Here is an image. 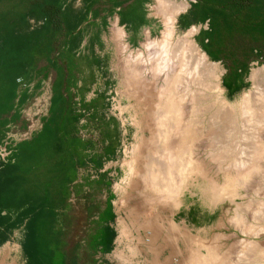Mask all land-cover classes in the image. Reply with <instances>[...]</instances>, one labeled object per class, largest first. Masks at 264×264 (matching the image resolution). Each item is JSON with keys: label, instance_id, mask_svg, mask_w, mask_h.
Returning <instances> with one entry per match:
<instances>
[{"label": "rangeland", "instance_id": "obj_1", "mask_svg": "<svg viewBox=\"0 0 264 264\" xmlns=\"http://www.w3.org/2000/svg\"><path fill=\"white\" fill-rule=\"evenodd\" d=\"M171 1H185L187 4L186 9L175 18L176 37L194 29L190 39L205 53L195 37L207 25L183 27L178 22L179 15L184 14L194 1ZM154 4V0H149L145 5L148 23L137 29L120 23L115 11L109 13V6L96 4L92 9L98 12V16L91 19L93 24L88 25L89 19L75 30L70 47L74 52L73 75L76 83V87L71 89L72 101L77 112H82L85 117L92 112L97 113L95 120L88 121L84 117L80 122L82 126L77 125L79 134L94 140V146H89V151L84 152V163L76 167L75 173L70 171L69 161H63L60 166L58 159L59 162L52 165L51 154L39 151L29 155L32 160L27 167L30 186L38 180L42 189L29 192L26 210L30 215L34 211L38 213L41 209L33 206L36 201L34 195L44 196L42 219L25 227L29 233L26 244L28 258L22 245L15 249L11 244H5L0 247V264H199L193 254L206 255V250L199 244L208 241L218 242L221 252L227 254L223 264H264V156L257 158L255 147L249 144L242 147L243 151L238 150L240 146L236 138L228 133L229 116L223 118L222 128L217 127L218 131L213 129L206 136H200L201 132H205L207 120L214 117L211 119L217 123L228 111V108L221 107L222 100L225 104L233 103L250 88L248 76L253 68L264 66V56L249 62L248 74L240 90L232 94L222 85L226 72L224 61L212 60L205 53L209 62L215 63L220 70V86L224 89L222 96L217 98L213 90L195 86L200 95L195 103L200 109L193 113L189 138L194 141L193 157L201 161L205 174L201 176L190 172L177 197V205L171 208L150 205L129 193L133 183L129 179L131 159L142 136L145 134L148 137L143 130L153 111L145 103L144 96L140 95L147 89L133 85L123 67L125 56L135 51V47L139 49L146 36L152 39L160 37L163 23L154 10ZM83 5L81 0L72 1L69 6L71 14L80 13ZM115 30L123 31L121 40ZM125 45L124 52L121 47ZM248 45L251 44L246 43L245 46ZM252 45L260 46L259 43ZM51 56L54 57V54ZM65 65L64 61H58V66L64 70ZM35 67L37 71L44 72L27 84L28 98L20 108L19 120L12 123L9 130L14 138L35 136L41 128L42 119L48 116L52 85L57 80L58 70L49 66L45 59L38 61ZM86 106H90L88 111ZM110 145L114 149L107 157L104 155L105 148ZM92 156L98 161L95 167L90 160ZM64 168H68L67 173H64ZM60 172L64 173L61 180ZM35 175L36 181L33 182ZM228 175L233 179L234 190L226 188ZM66 179H69L66 187L60 185V181ZM108 205L114 214L110 226L115 234L111 250L102 252L99 245L101 237L98 238L97 234L104 227L102 213ZM237 216L244 218V225L237 222ZM12 220L14 223L19 221L16 216ZM244 227L257 229L256 234L247 235ZM149 231L153 232L151 236L158 238L154 243L146 244L144 240ZM181 231L188 236L181 235ZM3 233L0 232V245L4 243ZM241 240L255 244L246 250L241 249ZM227 246L232 249L228 250Z\"/></svg>", "mask_w": 264, "mask_h": 264}, {"label": "trees", "instance_id": "obj_2", "mask_svg": "<svg viewBox=\"0 0 264 264\" xmlns=\"http://www.w3.org/2000/svg\"><path fill=\"white\" fill-rule=\"evenodd\" d=\"M72 1L0 0V135L8 130L9 123L19 119L18 108L28 98L27 84L44 72L36 70V63L45 59L49 66H55L58 70L57 80L52 85L48 116L42 120L40 130L30 141L9 140L7 151L10 156L0 160L3 162L0 163V227L4 232L3 241L8 231L23 228L25 234L21 245L27 258L29 233L25 227L29 223L39 222L45 207L44 196H37L36 193L33 206L41 210L31 215L26 210L29 192L42 189L35 179L36 175L33 180L36 182L30 186L27 167L32 160L29 155L39 151L51 154L52 165L57 164L58 159L60 166L63 161H69L72 173L84 163L83 143L75 138L74 124L78 119V109L71 94V89L76 87L73 75L74 52L70 49L75 30L89 19L88 25L93 24L91 19L98 16V12L92 9L96 4L109 6V13L115 11L120 23L131 25L132 28L137 29L148 23L145 5L149 0H81L83 10L74 15L69 9ZM193 1L190 8L179 15L178 22L183 27L207 25L206 29L200 30L195 40L212 60L224 61L226 72L222 85L233 94L240 90L248 74L249 62L264 56V0ZM246 43L251 45L245 46ZM253 43H259L260 46H254ZM53 54L54 57L51 56ZM59 60L65 62V70L58 66ZM89 108L86 106L85 109ZM7 115L10 116L7 118ZM4 143L2 141L0 146ZM63 170L67 173L68 168ZM64 173L60 172V180ZM68 181H60V185L66 187ZM15 209L20 213L19 221L9 223L8 215ZM102 215L104 227L97 237H101L99 245L102 246V252H109L115 234L110 226L114 214L109 205L107 212Z\"/></svg>", "mask_w": 264, "mask_h": 264}, {"label": "bare ground", "instance_id": "obj_3", "mask_svg": "<svg viewBox=\"0 0 264 264\" xmlns=\"http://www.w3.org/2000/svg\"><path fill=\"white\" fill-rule=\"evenodd\" d=\"M154 1V10L162 18L163 23L160 37L152 39L146 36L139 49L135 47V51L128 54L126 52L123 67L126 70V77L133 85L147 89L145 93L140 95L144 96L145 103L150 105L153 111L146 120L143 130L147 132L148 137L145 134L142 136V140L135 148L134 156L131 159L132 167L129 170V179L133 183L129 188V193L132 196H138L142 202H148L150 205L171 208L177 205V197L181 193L188 174L192 171L201 176L205 174L201 161L193 157L194 141L189 138L193 113L200 109L195 103L199 101L200 96L199 91L195 90V86L213 90L217 98L222 96L224 89L220 86V70L217 65L209 62L206 54L200 51L192 38L190 39L195 30H189L182 36L176 37L175 18L186 9L185 1L179 3L171 0ZM115 31L121 40L124 35L123 31ZM126 47V45L121 47L124 52ZM248 80L250 88L240 94L233 103L225 104L223 100L221 101V107L228 108V111L217 123L212 120L215 119L214 117L207 120V126H204L205 132H201L200 136H206L208 132L213 131V129L217 130L219 126L222 128L223 118L229 116L227 122H229L228 127L230 129L228 128V133L236 138L240 146L238 150L243 151L241 149L244 145H253L257 158H261L264 156V66L253 68ZM228 136L230 135L228 134ZM176 179H178L177 184L175 183ZM226 183H228L226 186L228 189H233L235 186L229 175ZM211 184L216 185L214 182ZM237 222L241 225L245 224V220L241 216ZM256 230L244 227L243 231L249 235L251 233L256 234ZM181 232L182 234H180L184 237L188 236L186 232ZM148 233L149 236L144 242L146 244L154 243L158 236H151L152 231ZM234 243L236 246L237 243ZM252 244L255 243L241 240L240 248L246 250ZM199 246L206 250L204 256H200L197 252L195 255L193 254L199 264H223L226 261L227 254L221 252L218 242H201Z\"/></svg>", "mask_w": 264, "mask_h": 264}, {"label": "crops", "instance_id": "obj_4", "mask_svg": "<svg viewBox=\"0 0 264 264\" xmlns=\"http://www.w3.org/2000/svg\"><path fill=\"white\" fill-rule=\"evenodd\" d=\"M20 108H18L19 111H20ZM9 116L10 115H7L6 117L8 118ZM15 122L9 123L8 130L7 131H3L2 132V135H0V143L2 141L5 142L4 144H2L0 146V160H4L7 157V155H8L7 145L9 144L8 143L9 140H11V141L12 140L13 141H18V140H24V139L30 140L34 136V134H33V136H30L29 138L28 137L27 138H19V137L14 138L13 135H11L9 133V130H10L11 124L12 123H15ZM2 214H4V212H2ZM19 214L20 213L16 209L13 210L8 215L9 223L10 222L14 223L12 219L15 218V216H16V218H18ZM2 229L3 228L0 227V232H2ZM24 234H25V232H24L23 228H19V229L18 228H15V229H12V230L8 231L7 236L5 237V241H4V243L2 245H0V247L3 246V245H5V244H11V246H13L15 249H17V247L20 248L21 244L23 243Z\"/></svg>", "mask_w": 264, "mask_h": 264}, {"label": "flooded vegetation", "instance_id": "obj_5", "mask_svg": "<svg viewBox=\"0 0 264 264\" xmlns=\"http://www.w3.org/2000/svg\"><path fill=\"white\" fill-rule=\"evenodd\" d=\"M95 108V107H94ZM87 110V109H86ZM91 110H95V109H91ZM88 111V110H87ZM96 116H97V113L96 112H92V113H90V114H88V116H86L85 117V114H82V112H78L77 113V121L75 122V124H74V127L76 128V133H75V138L77 139V140H79L80 142H82L83 143V147H84V151H83V154H84V152H87V151H89L87 148H89V146L91 147V146H94L93 145V141L91 140V139H85L84 137H82L80 134H79V132H80V130H79V127L78 126H80L81 125V120H82V118H84L85 117V119L86 120H90V119H92V120H95L96 119ZM78 125V126H77ZM84 125H86V124H84ZM82 126V125H81ZM106 147V146H105ZM113 149H114V147H112L111 145L110 146H108L107 148H105V150H106V152H105V156H109V154L111 153V152H113ZM91 163H93V166L95 167L98 163V161H97V159L96 158H94V156H92L91 157ZM104 212H107V206H106V208L103 210V213Z\"/></svg>", "mask_w": 264, "mask_h": 264}]
</instances>
